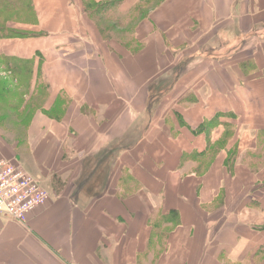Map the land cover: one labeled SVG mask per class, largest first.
Wrapping results in <instances>:
<instances>
[{
    "label": "crops",
    "instance_id": "obj_1",
    "mask_svg": "<svg viewBox=\"0 0 264 264\" xmlns=\"http://www.w3.org/2000/svg\"><path fill=\"white\" fill-rule=\"evenodd\" d=\"M144 1L33 0L0 39L39 100L0 159L50 192L0 211V264H264V0L149 3L125 39Z\"/></svg>",
    "mask_w": 264,
    "mask_h": 264
},
{
    "label": "rangeland",
    "instance_id": "obj_2",
    "mask_svg": "<svg viewBox=\"0 0 264 264\" xmlns=\"http://www.w3.org/2000/svg\"><path fill=\"white\" fill-rule=\"evenodd\" d=\"M161 1L163 0H145L143 3L140 4L138 9L133 14L125 15V18L122 17L124 23L120 24L121 26L124 25L126 27L124 31L121 28L118 29L119 33H124L123 35L125 39H131L132 35L130 29H132V23L134 22V20H137L138 18L142 17L149 3L150 5H153L158 4ZM24 5L18 10H8V12H1L4 9L0 8V12L4 13H0V21L5 22L6 19L8 21L12 19V21H10L9 23V26L15 29L20 28L18 27V25H20L21 23H28V21L32 17V14L29 11V5ZM113 14L112 10L109 11L110 17L115 18V15ZM119 17L121 18V16ZM109 19L111 18L102 19V26L108 34L116 33L118 30L116 31L112 29V26L110 25L112 24V20ZM2 63L3 62L0 63V124L4 125L6 123H13L17 126H22L24 123H22V121H19L18 119L21 117V115L26 112L25 110L27 109L28 111H32L35 108L37 109L38 107L35 104L36 101L39 102L38 95H35V93L32 96L30 95L32 90L30 87L33 86V76L32 74L28 75L25 73L23 75L21 73L20 75L18 74L12 76L10 72H8L7 70L5 71L6 68L1 65ZM38 76L41 79V87H43L44 85H46L44 74L40 72ZM4 90H7L8 93H6ZM26 103L27 108H25L24 106V104Z\"/></svg>",
    "mask_w": 264,
    "mask_h": 264
},
{
    "label": "built area",
    "instance_id": "obj_3",
    "mask_svg": "<svg viewBox=\"0 0 264 264\" xmlns=\"http://www.w3.org/2000/svg\"><path fill=\"white\" fill-rule=\"evenodd\" d=\"M49 197V190L35 176L11 160L0 159V211L24 222Z\"/></svg>",
    "mask_w": 264,
    "mask_h": 264
},
{
    "label": "trees",
    "instance_id": "obj_4",
    "mask_svg": "<svg viewBox=\"0 0 264 264\" xmlns=\"http://www.w3.org/2000/svg\"><path fill=\"white\" fill-rule=\"evenodd\" d=\"M25 2V3H24ZM24 4H28L29 6V11L32 14V17L28 21V23H33L37 20V13L35 9V5L33 0H0V8L4 9L1 12H8V10H18L23 7ZM25 6V5H24ZM92 6L96 7H103L105 6L104 3H97L93 4ZM86 8H91L90 3H86ZM1 10V9H0ZM0 12V13H1ZM4 14V13H1ZM32 20V22H31ZM11 20H5V22L0 21V39L2 38H9V37H27V36H33L35 35L34 32L29 31V30H24L22 28H11L9 26ZM7 33V34H6ZM3 62L1 65H3L8 72L11 73L12 76L14 75H22L25 74H32V67L34 65V60L32 59H22L20 57H15V56H8L0 53V63ZM33 75V74H32ZM32 85V84H31ZM31 88V87H30ZM6 93L7 90H4ZM168 218H161L156 223V228H155V233L153 236V240L158 242L162 240V237H164V234L162 233V225L163 223H166Z\"/></svg>",
    "mask_w": 264,
    "mask_h": 264
}]
</instances>
